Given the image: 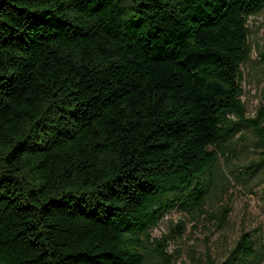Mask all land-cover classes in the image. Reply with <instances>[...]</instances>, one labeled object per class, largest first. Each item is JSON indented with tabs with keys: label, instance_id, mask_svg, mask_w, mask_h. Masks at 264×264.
<instances>
[{
	"label": "trees",
	"instance_id": "obj_1",
	"mask_svg": "<svg viewBox=\"0 0 264 264\" xmlns=\"http://www.w3.org/2000/svg\"><path fill=\"white\" fill-rule=\"evenodd\" d=\"M263 8L0 0V264L167 261L149 246L161 215L213 216L242 126L264 147V105L246 115L241 70ZM219 264H263L252 234Z\"/></svg>",
	"mask_w": 264,
	"mask_h": 264
},
{
	"label": "rangeland",
	"instance_id": "obj_2",
	"mask_svg": "<svg viewBox=\"0 0 264 264\" xmlns=\"http://www.w3.org/2000/svg\"><path fill=\"white\" fill-rule=\"evenodd\" d=\"M250 57L243 71L242 100L246 115L255 117L264 105V8L248 18ZM235 153L221 157L226 176L213 187L207 208L213 216L194 217L189 211L171 207L151 230V249L164 247L165 261L153 255L144 264H219L237 239L250 232L264 264V147L252 128L242 126L232 138ZM229 207L227 222L220 227L216 218L222 207ZM160 240L161 244L155 240Z\"/></svg>",
	"mask_w": 264,
	"mask_h": 264
}]
</instances>
